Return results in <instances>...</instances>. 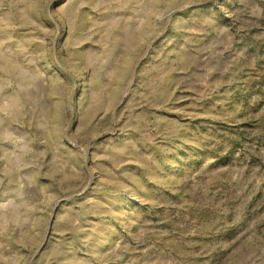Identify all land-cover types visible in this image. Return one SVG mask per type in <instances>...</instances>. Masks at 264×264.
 I'll return each instance as SVG.
<instances>
[{
  "label": "rangeland",
  "instance_id": "1",
  "mask_svg": "<svg viewBox=\"0 0 264 264\" xmlns=\"http://www.w3.org/2000/svg\"><path fill=\"white\" fill-rule=\"evenodd\" d=\"M0 264H264V0H0Z\"/></svg>",
  "mask_w": 264,
  "mask_h": 264
}]
</instances>
